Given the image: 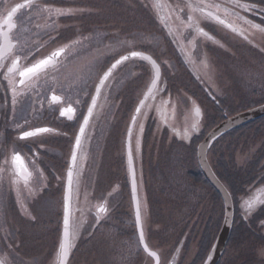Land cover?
<instances>
[{
	"label": "rangeland",
	"instance_id": "374dc122",
	"mask_svg": "<svg viewBox=\"0 0 264 264\" xmlns=\"http://www.w3.org/2000/svg\"><path fill=\"white\" fill-rule=\"evenodd\" d=\"M20 1L22 0H1L0 14ZM254 1L264 5V0ZM61 2V9H58L60 11L53 15L42 7L47 3L46 0H35V6L31 5L34 9L32 12L25 10L20 14L21 31L17 38L22 42V50L29 48L25 42L26 38H30L29 32L39 33L38 38L44 36L41 45L45 49L42 53L55 41L57 47L68 48L56 75L59 77V86L66 84L68 91L72 87L71 93L67 94L75 102L85 93L86 82L89 79L96 80L105 57L108 56L110 64L114 56H118V52L130 48L136 36L140 43L153 41V32L157 28L145 17L141 3L137 5L136 0ZM45 6L52 8L50 5ZM149 10L152 11L150 7ZM27 14L31 16L26 17ZM35 28L39 29L34 30ZM102 34H107L108 38L105 54L100 50ZM259 43L264 46L262 42ZM85 48L87 51L82 53ZM153 53L156 59L174 66L172 72L166 71L169 88L177 91L181 88L196 89L182 70L177 71L178 76H171L175 73L177 61L167 52V48L156 46ZM259 55L254 51H242L239 55L209 54L210 68L206 79H222L227 83L226 80L233 79L234 75L245 79L251 74V79L259 84L256 87L264 89V58ZM171 59L174 61H170ZM190 59L192 61V57ZM138 76L139 81L126 93L128 96L113 100L102 99L99 102L91 129L89 128L79 161L83 173L79 172L78 180L80 179L81 185L74 198L73 256L69 264H154L142 251L138 239L126 159L127 132L138 105V98L135 96L138 94L139 99L143 97L149 79L142 69ZM49 87L50 78L39 80L37 89L33 88L27 94V104L16 100V106L19 108L20 105H25L28 117L33 108L41 104L40 99L44 102L47 100L46 92ZM252 99L264 102V95L256 93ZM152 100L144 106L133 130V155L142 199L145 238L151 249L160 254V264H169L173 260H177L178 264H203L207 246L214 244L219 234L223 221V203L221 198L216 199V192L210 185L188 176L189 171L198 167L196 153L199 140L186 145L183 140H172L171 134H164L161 125L154 121L155 118L149 117L145 112ZM179 105L181 109L189 107L188 103ZM40 107L41 105L39 112L33 114L41 115L43 121L39 124L46 123L47 116L53 110ZM180 121L185 124L189 120L184 118ZM216 121L217 118L203 120L209 126H214ZM28 122L33 123L29 124L31 126L36 124L35 120ZM64 122L57 119L54 124L61 132L54 135L58 141L52 146L53 156L49 158L50 169L45 180L38 181V175L31 187L27 188L7 180L8 185H16L17 195L13 193L7 196L4 185V190L0 192V235L9 240L7 247L0 246V249L9 264L58 262L62 220L60 212L61 207L63 212L65 175L71 154L69 148L73 143L71 136L63 134ZM191 126L189 121L187 127ZM251 128L245 135L254 140V133L257 129L260 131L264 128V124ZM14 136L13 134L12 137ZM48 137L46 135L40 139ZM3 140L0 135V142ZM15 196L17 197L14 199ZM10 198L16 201L18 207L11 204ZM105 198L109 203V213L98 217L101 218L99 221L96 208ZM241 200L238 199L239 202ZM244 216L247 215L243 213L242 218L245 219ZM236 217L241 223L240 232L246 234L241 235L240 240L235 238L228 244L220 264H264V226L256 229L257 235L250 236L247 220L244 221L237 212ZM257 217L252 215L251 219ZM206 219L207 227L205 225L206 228L202 230V221ZM199 240L204 241L202 251Z\"/></svg>",
	"mask_w": 264,
	"mask_h": 264
},
{
	"label": "flooded vegetation",
	"instance_id": "af4514ba",
	"mask_svg": "<svg viewBox=\"0 0 264 264\" xmlns=\"http://www.w3.org/2000/svg\"><path fill=\"white\" fill-rule=\"evenodd\" d=\"M34 1L32 0L31 5ZM49 1L51 2L50 4ZM59 1L46 0L47 3L45 5H50L54 9L53 11L56 12L55 10L60 8ZM138 1L143 3L144 6L149 5L152 9L150 14L145 15V17L150 22L157 24L154 27L157 30L153 32L155 35L154 40L140 43L137 41L136 36L130 48L126 51L118 52V56H114L110 64H108V56L105 57L103 59L102 70L98 73L96 80L89 79L86 82L85 93L79 101L76 100L75 102H72L67 94L68 92L69 94L71 93L72 87L68 91L66 84L63 87L59 86V77L58 74L56 75V70L61 65V61L66 57L68 48L64 46L57 47V41H55L52 46L42 53L45 49L41 45L44 36L38 38L39 33L29 32L30 38L28 40L26 38L25 41L26 46L29 45V48L26 50L21 49L22 42L17 38L18 32L21 31L20 14L25 10L29 13L32 12L34 10L32 6H35V4L22 8L15 14L14 22L16 28L11 33L13 41L17 42L14 50L3 47L1 38L3 35H6L8 28L14 25L13 23L10 25L5 24L8 13L12 12V9L18 4L25 3V0L16 3L7 11L0 14V135L4 138L0 142V192L6 186L7 196L12 193L17 195L15 191L17 189L16 185H23L26 188L28 186L31 187L32 181L38 175L40 176L38 181L45 180L50 169L48 161L50 156H53V152L51 151L52 146L58 141V138L54 137V135L61 132V129L55 127V121L57 119L65 121L63 134L75 139L77 130L83 120L99 79L116 59L125 54L142 52L156 59L153 53L154 49L156 46H164L167 48V52L177 61L175 73H172L171 76L175 74L178 76L177 71L182 70L190 78L196 89L181 88L177 91L176 89L169 88L167 86L169 76L166 75V71L172 72L174 66L172 63H165L160 59H156L162 68V79L155 92L149 97L147 103L150 99L153 100L145 111L149 117L156 118L157 123L164 130V134H171V138H179L186 145L189 143L193 144L202 135L206 136L211 129L222 121L264 104V102L252 101L256 93L264 95V89L256 87L259 84L251 79V74H248L245 79L234 75L233 79L226 80L227 83H224L222 79V81L206 79L210 68L209 54L239 55L242 51H254L264 58V46L259 43L262 42L264 44V11H260L264 9L263 6L252 0ZM45 5H42L43 9L46 8ZM30 16L31 14H27L26 17ZM38 29L35 28L34 30ZM100 42V50L105 54L108 45L107 34H102ZM19 51L21 52L19 53ZM86 51L87 48L83 49L82 53ZM40 52L42 53L41 55ZM56 52L60 54L55 57L45 70L35 75L24 77V83L20 84L21 77L19 71H23L25 67L31 66V64ZM193 58L197 61L195 62ZM174 60L171 59L170 61ZM14 62H16V68H13ZM9 69H12V71H9ZM140 69L149 78L148 85L144 90L146 92L154 78L152 66L145 59L131 58L121 63L111 74L101 91L99 102L102 99L113 100L128 96L126 93L139 81L140 76H138V73ZM45 77L50 78L51 87L46 92L47 100L44 102L43 99H40V109H43L44 104H46L53 110L52 113L54 114L47 116L48 123L43 124L42 122L39 124L43 119L41 115L34 116L33 112H39L38 105L40 104L36 105L33 109L34 111L32 110L30 115L26 117V106L20 105L18 108L15 101L20 100L21 103H26L27 94L33 88L37 89L38 81ZM254 83L257 84L254 86ZM53 96L60 97L62 102L60 104L50 103V98ZM135 97L138 98L136 99L137 102L141 100L138 94ZM257 102L260 103L256 104ZM180 103L181 105H187L188 103L189 107L181 109ZM69 107H73L76 111L73 122L67 121L60 116L61 110ZM184 118L191 122V127H187L189 121H185V124L181 123L180 120ZM204 118H217L218 121H216L214 126H209L203 122ZM29 120H35L36 124L29 125L33 124L29 123ZM260 123L264 124V118L231 131L219 139L209 152V161L213 170L233 197L235 223L237 220L236 212L241 218L244 213V215H247L244 216L247 220L246 222L253 231H256L258 227L264 226L263 217H260L261 222H255L257 226L251 223L252 215L255 216L260 213L264 216V128L260 131L256 130L254 140L251 137H247L245 133L252 130L251 127H256ZM35 128H48L53 131L27 139L20 138L22 132L34 130ZM89 128L86 132L82 148L86 142ZM144 132L145 128H143V135ZM12 134L15 136L12 137ZM46 135L52 137L40 139V137ZM17 155L20 157L18 161L14 159ZM126 159L128 164L127 153ZM79 161L74 180V196L81 185L80 179L78 180L79 172L83 173V167ZM128 174L130 179L129 165ZM7 180L12 181L16 185H8ZM242 191L244 192L241 193ZM106 196L108 197L109 193ZM218 196L216 197L217 200H219ZM106 198L96 208V217L99 221L101 218L98 217L106 216L109 213V203ZM238 199L242 200L239 202ZM245 219L243 218L244 221ZM206 220L202 221V230H204L205 225L207 227L208 220ZM198 222L201 223L200 221ZM219 222H217L218 225L220 224ZM200 240L198 242H200L202 251L204 241ZM7 241H9L7 237L2 238L0 235V246H6ZM209 245L206 248L207 254L211 248L208 249ZM201 255L203 257V254ZM0 258L5 264H8L1 249ZM177 262V260H173L170 263L178 264Z\"/></svg>",
	"mask_w": 264,
	"mask_h": 264
},
{
	"label": "water",
	"instance_id": "95a60500",
	"mask_svg": "<svg viewBox=\"0 0 264 264\" xmlns=\"http://www.w3.org/2000/svg\"><path fill=\"white\" fill-rule=\"evenodd\" d=\"M15 12H12L11 20H9L8 17L6 18L5 24L10 25L11 23H13L14 25L7 30L6 36L5 37L3 36L2 38V46L9 48L10 50H13L17 44L16 42H13L11 39V32L16 28V24L13 22ZM132 54L133 53L128 54L124 57H127V59L132 58V57L145 58L146 60L150 62L155 72L154 80L151 83V86L149 90L147 91V93L145 94L144 98L138 105L137 109H139V111H137L136 109L131 125L129 127L128 137H127V150H128L129 158H131V164L129 163L130 170H131L130 172L131 173V186H132L133 201H134V206H135L136 221H137V227H138V233L140 236V240H141L142 246L145 249V251L155 260V264H160L159 254L152 251L149 248L145 240V236H144L143 223H142V217H141V208H140V201H139V194H138V186H137V177H136L134 160H133L132 150H131V136H132V132H133V129H134V126H135V123L137 121L140 111L142 110L143 106L147 102L148 98L154 93L161 79V67L151 56L147 54L139 53V55L137 56H133ZM124 57L117 60V61H120L119 63H117L116 61L113 64L115 65V67H113L112 65L109 68V70L111 71L109 72L108 70L106 72L108 73L106 79H105V74L101 78L100 82L97 85L93 100L80 126V128L82 126L84 127V132L83 134H81L80 129H79L77 137H76V139L79 138L80 145L79 147H76V144H74L72 156H73V153H75L76 159L73 162L72 156H71L70 167L67 173L64 220H65V217H67L68 223H67V226H65V224L63 223L62 246H61L59 264H68L69 259H70V254H71V243L70 242H71L72 194H73L74 175H75V169H76L79 151H80L84 136L86 134V131L89 127L90 121L93 117V113L97 107L98 98L102 91V88L105 82L107 81V79L109 78V76L111 75V73L118 67L120 63L126 60L124 59ZM58 98L59 97H56V96L52 97L51 102L55 104L62 102L61 98L59 99ZM93 101H95V103H93ZM69 109L71 111H68ZM89 109H91V114H89ZM62 113H65L62 116L67 117L69 120H73L76 115L75 110L73 108L64 109ZM263 117H264V104L257 106L255 108L249 109L247 111H244L240 114H237L234 117L228 118L222 123H220L219 125H217L214 129H212L209 132V134L205 137V139L198 146L199 166L203 174L205 175L206 179L221 194L222 199L224 201V205H225V216H224V221H223L221 230L204 264H218L220 262L224 254L228 240L230 238L231 231L233 228V222H234V203H233L231 193L228 191V189L225 187V185L221 182V180L217 177V175L213 171L211 164L209 162V159H208V153L210 149L212 148V146L214 145V143L217 140H219L222 136L226 135L227 133H229L230 131H233L236 128H239L243 125H246L248 123L261 119ZM85 118H87L86 125L84 124ZM69 172H71L70 178H69ZM65 232H67V235H65ZM0 264H4V263L0 260Z\"/></svg>",
	"mask_w": 264,
	"mask_h": 264
},
{
	"label": "snow or ice",
	"instance_id": "6c2138e0",
	"mask_svg": "<svg viewBox=\"0 0 264 264\" xmlns=\"http://www.w3.org/2000/svg\"><path fill=\"white\" fill-rule=\"evenodd\" d=\"M31 3H32V0H25L24 4H18L16 6V8L12 9V12H15L18 8L30 7ZM260 11H264V9H261ZM12 12L8 13V19L9 20L12 19ZM60 51H63V50H60ZM59 54H60L59 52L53 53L51 56H48V57H46L44 59H41L38 62L31 64V66L25 67L23 69V71H19V75L21 77L20 84L24 83V79H23L24 77L32 76V75H35V74L41 72L42 70H45L48 67V65ZM132 55L133 56H137V55H139V53H133ZM124 59H127V57H124ZM119 62L120 61H117V63H119ZM113 67H115V65H113ZM13 68H16V62H14ZM9 71H12V69H9ZM110 71L111 70H109V72ZM107 75H108V73H105V79L107 78ZM93 103H95V101H93ZM68 111H71V110L69 109ZM137 111H139V109H137ZM64 114L65 113H62V115H64ZM89 114H91V109H89ZM84 124L85 125L87 124V118H85ZM50 131H53V130L48 129V128H35L34 130H28V131L22 132L20 138L21 139H27V138L33 137L34 135H37V134H40V133H47V132H50ZM83 132H84V127L82 126L80 128V133L83 134ZM75 144H76V147H79V145H80L79 138L76 139ZM14 159L17 160V161L20 160L19 155H17ZM75 159H76V156H75V153H73V156H72L73 162L75 161ZM129 163L131 164V158H129ZM70 177H71V172H69V178ZM101 211H103V209H101ZM67 223H68L67 217H65V220H64L65 226H67ZM65 235H67V232H65Z\"/></svg>",
	"mask_w": 264,
	"mask_h": 264
},
{
	"label": "trees",
	"instance_id": "16d2710c",
	"mask_svg": "<svg viewBox=\"0 0 264 264\" xmlns=\"http://www.w3.org/2000/svg\"><path fill=\"white\" fill-rule=\"evenodd\" d=\"M61 1H63V0H60L59 1V3H60L59 6L60 5L62 6V2ZM140 6L142 8L143 13L147 15L148 14V10L142 4H140ZM59 9H61V8H59ZM44 10L49 11L53 15H55L56 13H58L60 11V10H55L56 12H54L53 11L54 9L53 8H50V7H46V8H44ZM204 136L205 135H202L200 137V141L204 138ZM188 176L192 180H197V181H200V182L203 181L205 184L209 185V182L206 180V178L204 177V175L201 173V170L197 166H196V170H191V171L188 172ZM234 186H236V185L234 184ZM243 192L244 191H242L241 193H243ZM255 216L257 217V215H255ZM260 217H263L264 218L263 215L259 214L257 218L252 219V222L251 223L255 226L256 225L255 222L257 223L260 220ZM235 225H236V228H233V231H232V234H231V238H230V242L229 243H231V241H233L235 238H236L235 240H240V238L242 237L241 235L244 236V234H246V232H244V233H243V231L240 232V228H239L240 227V222H236ZM248 231L250 233V236L251 235H254L255 232H256V231L251 230L249 226H248ZM237 242L239 243L240 241H237Z\"/></svg>",
	"mask_w": 264,
	"mask_h": 264
}]
</instances>
